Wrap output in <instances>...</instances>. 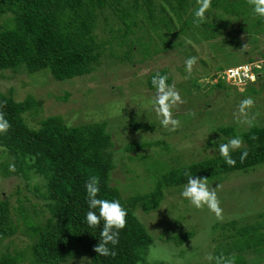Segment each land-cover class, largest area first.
I'll use <instances>...</instances> for the list:
<instances>
[{"label": "rangeland", "instance_id": "1", "mask_svg": "<svg viewBox=\"0 0 264 264\" xmlns=\"http://www.w3.org/2000/svg\"><path fill=\"white\" fill-rule=\"evenodd\" d=\"M123 1L130 6L131 0ZM248 9L247 14L237 13L239 16H236L211 8L206 13L207 19L208 16L213 18L226 29L221 26L213 31L212 37H207L212 28L206 31L204 26L179 32L176 13L166 5V16L179 32L176 36L162 23L154 30L140 12L139 26L134 27L137 32L129 33L119 42L117 34L122 29L117 32L116 28L124 26L117 17L111 19L112 9L107 8L104 15H100V24L95 30L97 38L104 42V50L94 71L57 80L48 69L33 74L6 70L0 75V90L7 92L12 88L16 100L32 95L41 101L37 114H24L32 127L49 115H59L70 125L105 122L113 143L111 184L117 186L124 197L146 192L156 186L163 171L219 154L218 146L230 139L220 128L233 125L240 132L249 127L242 121L253 117V123L264 125V80L263 84L261 80L254 85L257 93H244L253 87L250 82L252 76L256 78L255 68L264 67V29L250 34L242 29L252 27L260 18L251 6ZM105 15L109 16L108 23ZM262 20L264 26V18ZM3 23L1 18L0 25ZM141 31H144L145 41L151 42L153 51L143 57L139 46L133 45L129 53L124 52L129 49V41ZM231 37L240 39L242 49L233 47ZM192 56L197 57V63L189 76L185 60ZM160 70H165L170 78L168 85H174L185 101L172 109L174 118L180 120V127L174 132L161 126V118L153 108L156 89L146 87L148 76ZM220 79L223 84L218 85ZM201 80L206 83L201 84ZM246 97H252L255 106L246 109L244 115L239 113V104ZM193 112L194 116L190 114ZM132 122L150 127L136 129L130 125ZM146 142L150 144L141 147ZM129 144L140 145V148L126 150ZM2 149L0 146V159H3ZM40 182L39 176L0 175V198H7L12 208H18L20 203L24 208L43 207L45 201L35 190ZM184 185L163 187L164 196L155 209H134L153 239L146 256L148 263L162 261L166 264L170 258L171 264H216L215 260L205 259L206 254L212 253L226 258L235 256V264H264V163L208 179L209 187H216L223 209L222 220H217L206 206L203 210L196 209L183 198ZM232 220L235 230L248 226L250 233L257 231L262 243L253 248L246 245V238L228 235L234 231L233 226L227 225ZM182 232H192V235L178 247L174 245L172 251H178L172 255L168 244ZM27 242L28 235L19 231L0 242V254L21 248ZM62 264H90V260L83 255Z\"/></svg>", "mask_w": 264, "mask_h": 264}, {"label": "trees", "instance_id": "2", "mask_svg": "<svg viewBox=\"0 0 264 264\" xmlns=\"http://www.w3.org/2000/svg\"><path fill=\"white\" fill-rule=\"evenodd\" d=\"M160 1L131 0L128 7L123 0H0V19H4L0 25V75L6 70L33 74L48 69L54 79L63 80L91 73L99 65L104 50V42L97 38L95 30L100 24V15H104L107 8L112 9L111 19L117 17L124 26L116 28L117 32L122 29L117 34L119 42L129 33L137 32L134 27L139 26L137 18L140 12L145 14L154 30L162 23L172 36L180 31L200 28L193 24V12L198 7L196 0ZM166 5L176 13L179 32L173 29L171 18L166 16ZM248 6L247 0H212L211 8L239 16L247 14ZM104 20L108 23L109 16L105 15ZM262 21L259 18L252 27L243 26L242 29L248 34L258 32L264 29ZM201 26L206 31L213 29H210L207 37H212L213 31L221 29V26L223 30L226 29L225 25L215 22L213 18L209 19V16ZM110 29L112 31L113 28ZM143 33L141 31L132 38L129 49L124 52L129 53L133 45H138L143 57L149 55L153 51L152 44L145 41ZM230 41L233 47L242 49L243 44L238 37H231ZM165 42L171 44V41ZM247 60L251 62L252 58ZM255 71V81L250 82L253 87L249 91L245 90V94L257 93L258 89L254 85L261 80L263 84L264 67H257ZM157 72L166 75L165 70L151 73L146 83L148 89H155L151 80ZM169 82L168 77L167 84ZM221 84L220 79L218 85ZM11 91L12 88L7 92L0 90V104L7 102L2 110L12 126L7 134L0 133V146L3 148L0 175L39 176L42 182L35 190L45 201V206L36 208L30 205L24 208L20 203L18 208H12L7 198H0V242L15 236L19 231L28 235L29 239L21 248L1 252L0 264H62L83 255L89 258L90 264H162V261L148 263L146 260L153 239L134 214L136 207L145 211L157 208L164 196L163 187L187 183L185 172L211 179L264 163V125L254 123L253 127L240 132L233 125L225 126L220 130L227 136H240L244 140L249 155L243 163L239 159L243 148L231 153L236 160L235 167L228 166L220 154L205 157L163 171L152 190L124 197L110 181L113 143L105 122L69 126L61 116L49 115L41 119L39 125L32 127L24 114H37L41 101L32 95L16 100ZM130 125L136 129L150 127L136 122ZM146 143L141 144V147L150 144ZM139 148L137 144L125 147L133 151ZM12 164L15 165V171L9 170ZM93 175L100 180L99 198L119 200L128 213L127 225L120 231L119 243L108 245L115 250V257L100 256L93 250L100 242L103 221L97 228H90L85 221L89 210L85 184ZM227 225L233 226L234 221H229ZM232 229L234 231L228 235L246 238L247 246L254 248V245L263 241L257 231L250 233L248 226L236 230L233 226ZM191 235L192 232L176 234L173 243L168 244L169 249L172 251L174 245L178 247ZM177 251H172V255ZM167 261L166 264L172 263L170 258Z\"/></svg>", "mask_w": 264, "mask_h": 264}, {"label": "clouds", "instance_id": "3", "mask_svg": "<svg viewBox=\"0 0 264 264\" xmlns=\"http://www.w3.org/2000/svg\"><path fill=\"white\" fill-rule=\"evenodd\" d=\"M247 3L252 6L253 13L264 18V0H247ZM198 7L193 12V24L197 27L205 24L207 21L206 13L212 7V0H196ZM197 63V57L192 56L185 60L186 72L191 76L194 65ZM255 81V76L251 77ZM167 75H162L157 72L151 80L153 87L156 89V95L153 98V108L157 116L160 117L161 126L169 131H176L180 127V120L174 118L172 109L185 101L181 97L174 85L167 84ZM201 84L206 83L205 80L200 81ZM6 101L0 104V133L7 134L11 129V123L6 119L5 113L2 110L6 107ZM255 106V101L252 97H246L239 104V113L246 115V109H252ZM195 115V113H190ZM75 119V117L73 118ZM254 117L242 121L249 127L254 126ZM70 126V124H69ZM243 148L239 159L243 163L249 155L248 149L245 146L244 140L240 136H234L227 143H222L218 146L219 154L224 162L235 167L236 160L232 156V152ZM10 171H15V165H9ZM187 183L184 185L181 196L187 199L196 209L203 210L205 206L214 213L217 220L223 219V209L216 191V187L210 188L207 177H198L185 172ZM100 180L98 176H90L85 184L86 199L88 211L85 216V221L90 228H97L103 221V226L100 231V242L94 246V251L100 256L115 257L114 249L108 247L109 244L115 246L119 243L120 231L127 225V210L121 205L119 200H108L99 198ZM98 213L97 214V211ZM205 259L209 262L215 260L216 264H235V256H213L208 253Z\"/></svg>", "mask_w": 264, "mask_h": 264}]
</instances>
